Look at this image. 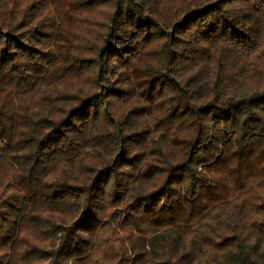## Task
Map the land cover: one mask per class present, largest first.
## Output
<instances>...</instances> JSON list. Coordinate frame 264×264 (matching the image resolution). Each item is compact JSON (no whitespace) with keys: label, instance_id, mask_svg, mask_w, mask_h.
<instances>
[{"label":"trees","instance_id":"1","mask_svg":"<svg viewBox=\"0 0 264 264\" xmlns=\"http://www.w3.org/2000/svg\"><path fill=\"white\" fill-rule=\"evenodd\" d=\"M0 264H264V0H0Z\"/></svg>","mask_w":264,"mask_h":264}]
</instances>
